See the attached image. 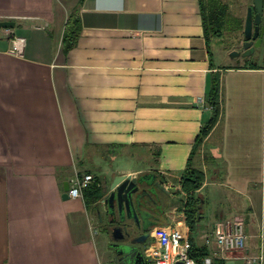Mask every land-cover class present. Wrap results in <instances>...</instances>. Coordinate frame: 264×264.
<instances>
[{"label":"crops","instance_id":"0c3cea01","mask_svg":"<svg viewBox=\"0 0 264 264\" xmlns=\"http://www.w3.org/2000/svg\"><path fill=\"white\" fill-rule=\"evenodd\" d=\"M2 21L15 25H0V264H117L101 200L118 174L173 188L154 227L190 237V158L205 177L195 245L220 260L216 223L243 219L245 248L226 262L264 264V49L229 56L245 20L240 43L215 51L199 0H0ZM214 73L220 115L200 141ZM76 173L94 180L64 198ZM98 178L103 197L89 202Z\"/></svg>","mask_w":264,"mask_h":264},{"label":"trees","instance_id":"16d2710c","mask_svg":"<svg viewBox=\"0 0 264 264\" xmlns=\"http://www.w3.org/2000/svg\"><path fill=\"white\" fill-rule=\"evenodd\" d=\"M199 3L208 37L213 34L218 38H222L226 29H243L244 20L231 13L230 6L226 0H199ZM69 28L70 29L66 31L64 36L67 43L72 42L76 38V32L73 30L74 27L70 26ZM207 103L211 106L212 115L202 124L198 136V140L200 141H202L209 134L220 115V77L218 73H214L212 75V84L207 95ZM204 178V173L202 171L191 166L190 158L188 167L183 171L181 177V186L187 195L184 209L187 215V223L190 228V241L192 244L191 255L198 261L199 264H206L204 259L209 255V251L205 246L197 247L193 242L191 233L194 232L195 225L201 215L202 197L200 195H196L195 192L202 186ZM99 180L100 179L98 178V181L95 182L94 185L86 188L84 194L87 201L96 202L103 197L104 190L101 184L98 185ZM164 223H166V221H164ZM210 264H226V260H215Z\"/></svg>","mask_w":264,"mask_h":264},{"label":"built area","instance_id":"2783aa9c","mask_svg":"<svg viewBox=\"0 0 264 264\" xmlns=\"http://www.w3.org/2000/svg\"><path fill=\"white\" fill-rule=\"evenodd\" d=\"M9 31V28L7 29ZM23 42L24 39L20 38ZM16 54H22V49L16 47ZM94 180L92 174H78L72 180L69 195L73 198L81 197L83 189ZM106 198L101 202L106 204ZM243 219L218 221L213 229V237L216 242L215 255L227 260L228 254L233 251H241L245 248L247 232ZM153 242L147 249V257L151 264H176L181 261L183 264H199L191 255L192 244L189 237V230L184 225L156 226L152 230ZM209 241V240H208ZM246 264H263V256H244ZM212 262L210 257L205 258V263ZM109 264V263H103Z\"/></svg>","mask_w":264,"mask_h":264},{"label":"water","instance_id":"95a60500","mask_svg":"<svg viewBox=\"0 0 264 264\" xmlns=\"http://www.w3.org/2000/svg\"><path fill=\"white\" fill-rule=\"evenodd\" d=\"M0 25L11 27L15 23L2 21ZM242 40L241 46L231 51V56H251L264 49V0H253V4L248 7ZM143 180L144 176L118 174L110 185V193L107 195L105 202L114 214V222L121 223L114 228L115 241H121L125 236L130 238L134 233L128 220L133 217L138 221L140 194L144 191L148 192ZM155 185L163 192L173 190V188L165 187L159 181H156ZM69 189L70 183H64V198L69 197ZM116 245L114 244V246ZM176 264H183V262L179 261ZM226 264H235V261L230 259Z\"/></svg>","mask_w":264,"mask_h":264},{"label":"flooded vegetation","instance_id":"af4514ba","mask_svg":"<svg viewBox=\"0 0 264 264\" xmlns=\"http://www.w3.org/2000/svg\"><path fill=\"white\" fill-rule=\"evenodd\" d=\"M152 177L144 176L143 183L148 192L144 191L140 194L138 221L133 217L128 220L134 230L130 238L125 236L121 241L114 240V228L121 223L114 222V214L107 205L108 229L111 234V246L116 254L117 264H151L146 252L151 241L152 230L156 222L159 221L158 213L164 210L166 204L164 197L167 195V193L165 194L157 188L155 182L158 180H153ZM114 244L117 245L114 246Z\"/></svg>","mask_w":264,"mask_h":264},{"label":"rangeland","instance_id":"374dc122","mask_svg":"<svg viewBox=\"0 0 264 264\" xmlns=\"http://www.w3.org/2000/svg\"><path fill=\"white\" fill-rule=\"evenodd\" d=\"M230 6V11L234 15H247L248 7L252 4V0H226ZM245 15V18H246ZM238 17V16H237ZM245 18H242L245 20ZM230 29V28H229ZM239 28H231L230 30L226 29L224 31V35L222 38H218L215 35L211 34V44L213 51L218 50V47L227 48L230 44L233 43H240L242 39V31L238 32ZM221 44V45H220ZM231 53V51H230ZM229 53V56L231 57ZM198 231V229H197ZM102 248V247H101Z\"/></svg>","mask_w":264,"mask_h":264}]
</instances>
